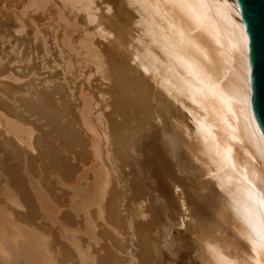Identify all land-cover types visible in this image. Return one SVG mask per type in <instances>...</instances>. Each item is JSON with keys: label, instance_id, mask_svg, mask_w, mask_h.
Here are the masks:
<instances>
[{"label": "bare ground", "instance_id": "1", "mask_svg": "<svg viewBox=\"0 0 264 264\" xmlns=\"http://www.w3.org/2000/svg\"><path fill=\"white\" fill-rule=\"evenodd\" d=\"M0 18L15 28L2 36L61 59L5 92L22 110L0 111V130L23 172H2L0 264H264V139L236 0H0ZM58 110L63 125L37 134Z\"/></svg>", "mask_w": 264, "mask_h": 264}, {"label": "rangeland", "instance_id": "2", "mask_svg": "<svg viewBox=\"0 0 264 264\" xmlns=\"http://www.w3.org/2000/svg\"><path fill=\"white\" fill-rule=\"evenodd\" d=\"M3 19H1L0 18V31H3V33L5 32L4 30H6V33H11V32H15V28L14 27H5L4 26V20L2 21ZM1 24H2V26H1ZM3 33H1L0 34V58L1 59H3L2 61V68L4 69V66H6V65H8V66H6L7 68L6 69H4V70H6L9 74L8 75H6L7 74V72L1 77V80H2V84H0V87H1V93H0V111H3L4 109H9V110H11L12 111V109H13V111L16 113V114H18L22 109H18V108H16V104H14V102L11 100V99H8V96L7 95H14V93H16V91L18 92L17 93V95H19V93L21 92V89L22 88H25L26 86H23V84H25V83H27V82H29L30 80L32 81V79H34V78H37L36 80L37 81H35V83L36 84H38V83H40L41 81V83L43 84V82H44V80L45 79H47V78H49L48 76H49V73H51V74H54L55 76H57L58 75V71L61 69V68H59V66H54L55 65V63L57 62V63H59L58 61H61V59H60V56H59V54L58 53H56V49H54V46H53V48L52 49H54V50H50V54H48V56H46L45 57V55L43 56V58H41L42 56V54H39L41 57H39L38 58V56L37 55H35L37 58H35V56H33V51H32V44H30L29 42V40H30V37L28 36V37H26L25 35H22V36H20L21 34H15L16 36H11V37H9V38H5L4 36H2L3 35ZM11 38V39H10ZM29 42H28V41ZM2 42V43H1ZM51 43V42H50ZM49 43V44H50ZM2 44V45H1ZM16 44L18 45V46H16ZM23 45V46H22ZM16 46V47H15ZM50 47H52V45L50 44L49 45ZM28 48H30V49H28ZM20 50V51H19ZM29 50H30V52H29ZM22 51V52H21ZM20 52V53H19ZM31 53H32V55H31ZM58 56H57V55ZM28 55H30V58H27V56ZM33 56V57H32ZM53 56V57H52ZM18 57H20V59H22L23 61L21 62V60H20V63H19V58ZM31 58H33V59H31ZM53 58H55V60H57V59H59L58 61H54V59ZM27 59H28V61H27ZM29 59H31V61L29 60ZM45 60V63H43L44 64V66H43V64H42V61L44 62V60ZM46 59H47V63H46ZM53 59V60H52ZM18 60V61H17ZM51 60L54 62V64H53V62H51ZM10 61V63L8 64L7 62H9ZM26 61V62H25ZM29 61H30V63H29ZM12 62V63H11ZM27 63H29V64H27ZM27 64V65H26ZM46 64V65H45ZM14 65V66H13ZM15 65H17V66H22L21 68H19V67H17V69H16V67H15ZM28 65H31V66H34V72L35 73H33V72H30L29 70H26V69H24L23 70V67H28ZM48 66V67H47ZM51 66L54 68V69H52L51 70ZM44 67V68H43ZM56 67V68H55ZM0 70H2V69H0ZM86 70V69H85ZM11 72H12V74H11ZM36 74L37 73V77H36V75H33V74ZM10 75H14V77H10ZM16 76V77H15ZM17 76H18V79H17ZM33 76H35V77H33ZM26 77V78H25ZM11 78V79H10ZM20 78V79H19ZM21 78H22V80H21ZM80 79H83V78H79V80ZM15 80V81H14ZM16 80H18V82L16 83ZM61 81H56V84L57 83H60ZM96 83V84H95ZM51 84V82L50 83H48V85H50ZM44 85H46V83H44ZM93 85L94 86H96L97 87V85H99V83L98 82H93ZM16 90V91H15ZM45 90V93L47 94L48 92L47 91H51V88H50V86H48L47 87V89H44ZM43 90V91H44ZM15 91V92H14ZM42 91V92H43ZM5 92H6V94H5ZM14 92V93H13ZM9 93V94H8ZM24 93V92H23ZM20 95H21V93H20ZM12 101V102H11ZM50 106V105H49ZM48 106V107H49ZM31 107V105L28 107V109ZM60 111L58 110V111H52L51 112V114L50 115H46L45 117H44V121H43V123H45V120H46V122L48 123V125L46 126V127H44V126H42V127H40V130H38V132H36L37 134H39L40 132L39 131H41V130H43L44 128L45 129H49V128H53V126L55 127H57L58 129L60 128V127H58V126H62L63 124V122H62V120H64V118L62 119V118H60ZM61 114H63V112H61ZM40 115V116H39ZM39 115H37V117H35L36 119L38 118V117H40L41 118V116H42V114L40 113ZM50 116V117H49ZM60 118V119H59ZM24 119H28L27 117H24ZM30 120L31 119H34V118H29ZM52 119V120H51ZM43 120V119H42ZM60 121V122H59ZM39 123V122H38ZM40 123L41 124H43L42 123V121H40ZM72 125H74V128L75 127H77V125L74 123V122H72ZM1 128H2V126H0ZM0 128V129H1ZM42 133H40V135H41ZM5 135H7V136H10L8 133H5V132H2L1 130H0V163L2 164V165H0L1 167L0 168H2L3 170L1 171V169H0V184H4V180H5V177H6V174L10 171L9 169H8V167L10 166V164L11 165H13L15 168V170H16V168L17 169H19V171L20 172H23V170L22 169H20V168H18V167H21L22 165H20V163L18 164V162H20L21 160H22V157L21 156H19L14 150H13V148H12V146H11V144L9 143L8 144V141H6L5 139H4V137H5ZM4 143V144H3ZM5 143H7V144H5ZM42 150V149H41ZM13 152H15V153H13ZM16 158V159H15ZM18 158V159H17ZM2 159H3V161H2ZM13 159V160H12ZM2 162H4V164L2 163ZM7 162V163H6ZM159 162H160V160H159ZM159 162H158V164H159ZM17 165H16V164ZM162 164H160L159 166H161ZM12 166V167H13ZM92 166V165H91ZM11 166L9 167V168H12ZM93 168H94V166H93ZM92 168V169H93ZM96 168H97V166H96ZM96 168H94V169H96ZM5 169H7V170H9L8 172H4V173H2ZM93 169V170H94ZM6 170V171H7ZM81 170V169H80ZM79 170V172L81 173L82 171H80ZM97 171L98 170H100V169H96ZM123 171H122V173L123 174H121L122 175V177H123V180H124V182L127 180V181H129V179H131V177L128 175V171H129V168H126V169H122ZM97 171H96V173H97ZM78 172V173H79ZM155 172L157 173L158 172V170L157 169H155ZM10 173V172H9ZM92 174L91 175H93L94 174V178H92V182L94 183H92V187H96V185H95V183L97 182V175H96V173H95V170H94V173L93 172H91ZM5 174V175H4ZM164 174V176H165V172L163 173ZM2 175H4V176H2ZM7 176H8V174H7ZM89 176H90V174H89ZM164 176H163V178H164ZM160 177H162V176H160ZM77 179V178H76ZM90 180V179H89ZM94 180H96V181H94ZM91 181V180H90ZM89 181V182H90ZM191 180H189V179H185L184 180V182H185V185L187 186V191L189 190L190 192H192L193 190H195L196 188H197V184L196 183H194L193 184V182H190ZM1 186V185H0ZM190 188H189V187ZM191 186H192V188H191ZM59 187V186H58ZM191 189V190H190ZM58 190V191H57ZM60 191H61V189H60ZM56 193L57 194H59V193H61L62 194V197L65 199V196L64 195H66V193L65 192H63V190H62V192H59V188H57L56 189ZM60 195V194H59ZM68 195V194H67ZM67 195H66V197H67ZM188 195H189V197L191 198V197H193V196H191L189 193H188ZM59 198H60V200H61V197L59 196ZM68 198H69V196H68ZM67 198V199H68ZM193 198H195V197H193ZM67 199H65L66 201H67ZM65 200H62L64 203H66V201ZM63 202H62V206L63 207H66L67 206V204H68V201H67V203L64 205L63 204ZM127 206H128V209H129V211H131L133 208H134V206H133V202H132V200H128L127 199ZM177 228H179L180 230H186V228L185 227H183V226H179V227H177Z\"/></svg>", "mask_w": 264, "mask_h": 264}, {"label": "water", "instance_id": "3", "mask_svg": "<svg viewBox=\"0 0 264 264\" xmlns=\"http://www.w3.org/2000/svg\"><path fill=\"white\" fill-rule=\"evenodd\" d=\"M248 38L250 107L264 139V0H236Z\"/></svg>", "mask_w": 264, "mask_h": 264}]
</instances>
